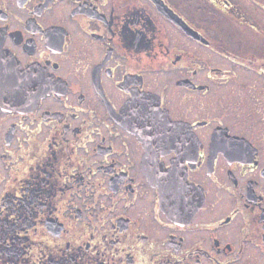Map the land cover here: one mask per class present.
<instances>
[{
    "label": "flooded vegetation",
    "instance_id": "af4514ba",
    "mask_svg": "<svg viewBox=\"0 0 264 264\" xmlns=\"http://www.w3.org/2000/svg\"><path fill=\"white\" fill-rule=\"evenodd\" d=\"M0 264H264V0H0Z\"/></svg>",
    "mask_w": 264,
    "mask_h": 264
}]
</instances>
